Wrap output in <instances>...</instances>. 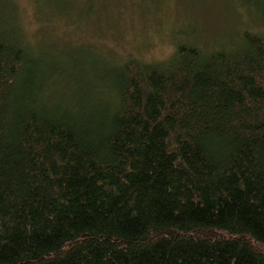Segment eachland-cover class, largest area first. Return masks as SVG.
I'll return each instance as SVG.
<instances>
[{"label": "trees", "instance_id": "1", "mask_svg": "<svg viewBox=\"0 0 264 264\" xmlns=\"http://www.w3.org/2000/svg\"><path fill=\"white\" fill-rule=\"evenodd\" d=\"M20 10L0 0V264H264V29L70 72Z\"/></svg>", "mask_w": 264, "mask_h": 264}, {"label": "rangeland", "instance_id": "2", "mask_svg": "<svg viewBox=\"0 0 264 264\" xmlns=\"http://www.w3.org/2000/svg\"><path fill=\"white\" fill-rule=\"evenodd\" d=\"M16 1L30 39L54 60L61 54L70 72L75 62L100 71L130 56L163 62L178 43L211 51L264 29L242 0Z\"/></svg>", "mask_w": 264, "mask_h": 264}]
</instances>
